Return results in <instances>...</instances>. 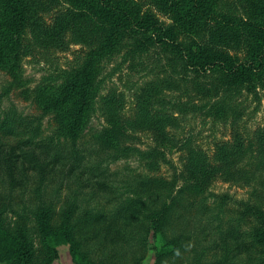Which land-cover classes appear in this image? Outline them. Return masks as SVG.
Wrapping results in <instances>:
<instances>
[{
    "label": "trees",
    "instance_id": "trees-1",
    "mask_svg": "<svg viewBox=\"0 0 264 264\" xmlns=\"http://www.w3.org/2000/svg\"><path fill=\"white\" fill-rule=\"evenodd\" d=\"M149 1L169 23L127 0H0V72L8 77L0 93V150L12 153L15 167L42 181L48 148L74 147L93 131L91 120L101 114L104 125L91 135L97 147L109 153L111 163L134 159L142 168L126 166L129 176L123 188L102 192L104 196L123 189L115 207L104 212L87 204L89 209L74 216L78 204L69 200L58 227L53 224L55 206L44 200L40 186L33 187L35 201L26 205L10 206L9 195H0V264H51L61 244H69L75 264H89L87 256L77 252V237L84 239L109 217L117 226L121 223L120 231L128 224H141L145 231L148 227L152 240L158 241L149 246L156 262L177 258L185 235L176 230L169 239L163 230L172 218L179 219L175 212L181 204L176 179L160 174L167 163L165 147L181 153V173L188 186L184 188L197 193L191 202L195 212L216 215L221 226L222 256L210 264H237L236 254L244 257L241 264H264V126L251 135L234 131L211 155L174 132L181 115L204 109L211 118L226 122L239 93L264 88V0ZM48 11L53 12L49 23L41 16ZM32 43L86 48L76 62L47 71L30 86L22 61ZM161 55L169 73L163 69L162 77L157 74L137 86L134 114L124 117L125 93L103 92L108 66L119 68L127 61ZM188 85L195 97L187 92L183 101L168 93L183 92ZM15 91L35 106V113L17 108L10 99ZM197 95L205 99L199 106L194 104ZM3 98L9 102L6 106H1ZM137 130L149 132L153 144L135 146L132 133ZM59 158L56 150L48 166ZM220 176L249 186L248 198L230 205L226 194L212 192L210 186ZM192 264H201L200 258Z\"/></svg>",
    "mask_w": 264,
    "mask_h": 264
},
{
    "label": "rangeland",
    "instance_id": "rangeland-1",
    "mask_svg": "<svg viewBox=\"0 0 264 264\" xmlns=\"http://www.w3.org/2000/svg\"><path fill=\"white\" fill-rule=\"evenodd\" d=\"M127 1L131 6H135L141 11H153L160 20L169 23L167 17L156 10L149 0ZM41 16L43 20L49 23L53 12H43ZM45 46L32 43L28 47V53L23 58V74L30 86L34 85L47 71L64 68L76 62L80 56V51L86 48L84 45L75 43H66L62 47ZM117 60L119 61V59ZM127 62L120 65L119 68L114 64L108 66L107 73L110 74L108 75L109 78H106L103 92L104 94L108 91L124 92L126 103L122 114L124 117H132L135 110L133 96L137 86L157 74L162 77L164 75L163 69L166 70L165 74H168L169 71L163 55L149 57L142 62L137 60ZM7 79L8 77L0 72V93L2 87L7 83ZM184 89L183 92L182 90H174L168 93L183 101L187 99V92H193L190 96H196V93L191 91L190 85ZM16 93V91L11 92L10 99L14 101L17 108L24 113H35V106L23 101ZM204 101L205 99L197 95L194 104L199 106ZM8 103L7 98H3L1 106H6ZM205 110L196 112V114L181 115L180 127L174 132L179 136H187L195 146L211 155L215 145L220 141L231 139L234 131L251 135L255 129L264 126V88L256 87L239 93L232 103V111L227 114L226 122L211 118ZM232 114H235L234 121L229 119ZM102 119L101 114H96L91 120L90 130L93 131L79 138L74 147L65 145L59 148H48L46 151L48 161H46L42 174V181L35 180L34 174L23 172L21 167H15L11 159L12 153L8 150H0V195H9L10 200V203H5L10 206H20L34 202L35 189L33 187L40 186L43 189L44 200L53 203L55 206L53 217L55 227L60 226L64 221L63 211L69 200L78 204L74 208V216H78V213L84 209H89L86 207L87 204L95 210L103 209L104 212L119 204L123 198V189L117 191V194L111 192L104 196L101 195L102 192L117 190L119 187L123 188V182L129 176L126 166L139 171L142 168L134 159L111 163L109 153L105 149L101 150L97 147L99 144H95L91 135L101 125H104ZM132 134L136 135L135 140H132L135 146L146 148L153 144L149 132L137 130ZM56 150L60 154L58 163L55 162L48 166L49 158ZM164 154L167 163L161 165L160 174L176 179V196L181 203L177 208V213L175 212L178 217L180 216L179 219L172 218L163 227L166 237L169 239L174 238L173 232L176 230L181 235H185L180 240L177 258L167 257L163 258L160 263L156 262L154 251L149 246L154 243L158 244V241L152 240V233L148 227L145 231L141 224H128L125 232L124 228L120 231L121 223L117 226L112 222L114 219L109 217L110 220L106 219L95 225L96 227L85 236V240L80 236L77 237L79 241L77 252L85 254L89 264H192L197 256L200 258L201 264L205 262L210 264L222 256V251L218 248L222 241L221 234L218 232L221 226L215 217L216 215L212 217L209 214L195 212L196 209L193 208L191 202L197 193L191 187L184 188L187 185L181 173L180 151L174 147H165ZM98 165L99 168L101 165L103 168H107L99 170ZM102 183L105 186L101 189ZM210 190L214 193L226 194L232 199L230 205H233L235 200L240 201L248 198L250 187L232 184L220 176L213 181ZM107 229L110 230L109 233H106ZM210 229H212V234L208 236ZM71 239L73 238L71 237ZM74 239L76 241L75 237ZM226 241L234 247L233 240L228 239ZM68 246L69 244L57 246L58 257L51 259V264H75ZM238 252L242 253L243 251L238 250ZM235 257L234 262L237 264L244 262V257L240 254H236ZM230 258H233L232 254Z\"/></svg>",
    "mask_w": 264,
    "mask_h": 264
}]
</instances>
